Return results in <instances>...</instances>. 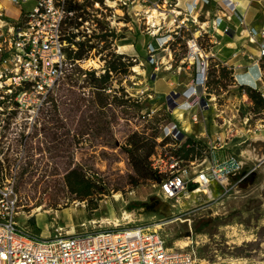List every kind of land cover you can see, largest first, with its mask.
<instances>
[{"label":"rangeland","instance_id":"374dc122","mask_svg":"<svg viewBox=\"0 0 264 264\" xmlns=\"http://www.w3.org/2000/svg\"><path fill=\"white\" fill-rule=\"evenodd\" d=\"M67 3L79 7L69 16L80 14L72 27L64 26L67 33L79 32L75 42L93 45L82 58L89 62L80 64L90 63L95 67L90 71L99 76L115 62L117 72L111 73L108 89L98 92L88 71L84 75L76 65L35 113L17 109L0 92V188L11 185L16 194L17 223L33 234L47 232L43 236L140 225L157 230L169 246L193 249L198 264H264V142L253 140L264 136V110L254 113L247 95L228 101V87L206 85L214 76H196L204 91L196 88L191 100L198 112L209 108L207 91L215 94L217 89L220 96L213 97L210 107L225 110L221 113L229 116L230 127L240 123L245 128L243 133L226 129L216 140L245 162L229 182L245 178L226 192L218 187L194 192L188 183L177 196L165 198L159 181L137 178L126 137L133 131L156 135L155 152L182 159L188 175L207 167L205 145L188 159L176 154L184 141L173 138L176 127L168 113L176 93L156 96V40L165 42L173 64L180 66L184 59L202 60L197 46L203 47L206 38H194L192 22L174 21L176 13L159 14L154 5L134 9L115 0ZM102 33L107 35L100 40ZM131 44L134 50H128ZM97 93L104 97L102 104H97ZM250 155L262 161L254 166Z\"/></svg>","mask_w":264,"mask_h":264},{"label":"built area","instance_id":"2783aa9c","mask_svg":"<svg viewBox=\"0 0 264 264\" xmlns=\"http://www.w3.org/2000/svg\"><path fill=\"white\" fill-rule=\"evenodd\" d=\"M117 1L128 7L135 0ZM66 3L67 0H36L18 20L7 26L0 12V92L19 110L35 113L54 85L74 66L79 65L84 75L95 68L90 63L80 64L89 60L74 59L67 54V49L75 52L76 48L65 39L63 25L72 14ZM154 6L157 8L158 3ZM225 11L230 13L232 9L226 6ZM173 18L175 21L176 17ZM261 35L264 37V31ZM263 55L264 44L260 49V56ZM207 65L203 58L199 73L202 80ZM192 91L196 94L195 87ZM172 136L182 139L178 129L172 131ZM214 148L210 146L203 158L207 167L192 175L181 168L182 159L153 153L151 165L163 174L159 184L162 195L173 198L186 190L188 183L194 185V192H209L212 182L223 186L224 192L236 189L245 175L233 183L229 180L240 173L241 160L234 153L220 156ZM17 207L11 185L0 188V264H198L199 261L193 249L169 246L157 230L140 225L74 234H33L17 223Z\"/></svg>","mask_w":264,"mask_h":264},{"label":"crops","instance_id":"0c3cea01","mask_svg":"<svg viewBox=\"0 0 264 264\" xmlns=\"http://www.w3.org/2000/svg\"><path fill=\"white\" fill-rule=\"evenodd\" d=\"M35 1L0 0L4 25L7 26L18 20L35 4ZM156 2L159 13L166 14V11L171 15L173 11L176 13L173 15L176 19L183 18L196 26L194 38L200 35L206 38L203 47L197 46L199 51L197 56L202 54V59L205 58L208 64L205 79L208 78L206 73L211 70L210 77L214 76L226 83L228 87L226 92H231L226 95L228 101L235 102L237 99L247 98L246 94H240V84L253 86L264 97V61H261L262 56H260V49L264 44V37L261 35V31H264V0H135L130 5L134 9H139L144 5H154ZM166 6L169 9H165ZM226 6L231 7L230 13L225 11ZM146 43L144 41L143 45ZM127 48L134 50L133 44ZM200 61V59L196 61L195 58L194 61L184 59L181 60V65L177 66L173 64L172 52L165 42L156 40V96L176 93L177 98L168 109V113L183 139L191 137L207 148L214 146L213 151L220 156H228L234 151L224 149L225 142L222 144V141L216 140L223 138L226 129H237L238 132L243 133L245 128L240 123L230 127L229 116L221 113L225 110H213L210 107L213 97H218L219 94L206 93L209 100L205 99V101H208L209 108L203 112H198V106L191 104V100L195 98L193 87L197 88L199 93H204L202 85L195 82V77L200 73ZM221 69L228 72L227 82L220 78ZM198 98L202 97L198 96ZM195 115L197 119L193 120ZM253 140L264 142V136H257ZM252 149L255 151V146ZM250 157L254 159V166L256 162L262 161V158L255 159L252 155ZM241 162L245 164L244 161ZM215 187L224 189L219 183L212 182L209 190Z\"/></svg>","mask_w":264,"mask_h":264},{"label":"trees","instance_id":"16d2710c","mask_svg":"<svg viewBox=\"0 0 264 264\" xmlns=\"http://www.w3.org/2000/svg\"><path fill=\"white\" fill-rule=\"evenodd\" d=\"M66 8L69 12L76 11L79 9L77 5H72L70 3H66ZM80 17V14L73 13L72 16H67L66 20L63 25V30L65 33V39L69 44H73L75 41L73 40L75 36L79 34L78 33H67L66 27H72L74 24V18ZM107 34L102 33L101 35H98L100 37V40L103 39ZM88 40L85 41H76L75 44L77 46V50L75 52H72V49H67V54L69 57H72L74 59H82L84 58L88 52L90 51L91 47H93L92 44L87 43ZM261 61H264V55L261 57ZM263 66V63L261 64ZM124 66V65H123ZM126 67V66H125ZM126 68L123 67L122 72H125ZM117 72V64L115 62H111V64L107 67L104 74H101L99 76H96L94 71H88V77L90 79V83H92V86L98 91L102 90V92H105L108 89L107 83L111 79V73ZM212 72L211 70L208 72L209 77L211 76ZM220 78L225 80L226 82L229 80L228 72L225 70H220ZM214 85L217 88H223L226 87V83L222 82L219 79H216L215 77L212 79H208L206 82V85ZM240 90L244 91L248 98L254 102L253 111L254 113L260 112L264 110V97L261 95V93L250 85L240 84L239 85ZM99 92V91H98ZM208 93H211V90L207 91ZM215 94L218 95L217 89L215 91ZM104 101V97L101 93H97V104H102ZM68 134V133H67ZM73 136V135H72ZM126 152L128 154L129 162L131 165V168L135 172V174L138 176L139 179H151L161 182L163 179V174L159 173L156 169H154L151 166V163L149 161V157L155 152L156 147V135H146L145 133L133 131L126 137ZM204 148V145L191 137L184 138V141L180 144L178 149H176V154H180V157L183 159H188V155L190 153L194 154H200ZM207 154V151H206ZM191 158H193V155H191ZM73 172V171H72ZM83 177V175H81Z\"/></svg>","mask_w":264,"mask_h":264},{"label":"bare ground","instance_id":"6f19581e","mask_svg":"<svg viewBox=\"0 0 264 264\" xmlns=\"http://www.w3.org/2000/svg\"><path fill=\"white\" fill-rule=\"evenodd\" d=\"M156 11H158V9H156ZM161 12V11H160ZM159 13V12H158ZM173 13V11H172ZM159 14H164V13H159ZM165 15V14H164ZM43 235H47V232H43Z\"/></svg>","mask_w":264,"mask_h":264}]
</instances>
